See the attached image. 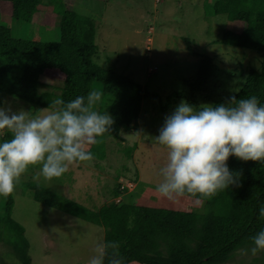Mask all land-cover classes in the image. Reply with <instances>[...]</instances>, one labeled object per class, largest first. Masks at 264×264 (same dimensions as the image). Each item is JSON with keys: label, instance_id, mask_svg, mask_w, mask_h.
Segmentation results:
<instances>
[{"label": "rangeland", "instance_id": "1", "mask_svg": "<svg viewBox=\"0 0 264 264\" xmlns=\"http://www.w3.org/2000/svg\"><path fill=\"white\" fill-rule=\"evenodd\" d=\"M212 1L63 0L69 10L96 23L98 53L94 63L128 77L151 96L142 102L137 129L123 128L118 138L106 139L103 160L74 162L65 174L50 181L39 176V165L29 167L22 174L13 191L12 218L24 228L32 264H87L96 245L103 240V229L42 207L33 200L25 184L37 183L95 212L121 199L137 206L212 213L211 202L182 196L169 200L155 191L160 182L159 169L167 161V149L154 138L181 100L172 111L163 113L153 97L164 101L174 92L183 93L185 97L189 95V84L195 78L200 57L190 54L186 40L195 53L210 57L215 65L214 76L205 86L203 95L196 99L199 105H212L214 101L232 96L241 88L244 75L260 65L257 52L219 43L224 33H238L244 25L229 21L226 15L213 14ZM0 7V24L10 29L14 39L42 43L59 41L58 17L51 7L39 6L28 25L12 20L9 3ZM57 77L59 79L41 78L44 85L41 91L62 87V79ZM91 90L102 92L98 83ZM3 102L14 111L45 109L7 95ZM100 107L101 102L94 106L95 110ZM5 137L6 133L0 135V139ZM127 182L133 184L132 190L119 192L116 198V190ZM242 250L222 264H262L260 258L264 251L253 256ZM11 255L12 247L6 240H0V264H19Z\"/></svg>", "mask_w": 264, "mask_h": 264}, {"label": "trees", "instance_id": "2", "mask_svg": "<svg viewBox=\"0 0 264 264\" xmlns=\"http://www.w3.org/2000/svg\"><path fill=\"white\" fill-rule=\"evenodd\" d=\"M3 3L10 4L11 18L19 25L30 24L39 6L51 7L58 17L59 41L17 40L5 24H0V101L7 95L47 108L57 96L67 102L86 96L95 83L100 84L103 95L97 111L110 113L114 123L90 150L94 159L103 160L106 139L118 138L123 128L137 129L142 102L151 95L128 77L94 63L98 53L96 23L69 10L63 0H0V5ZM212 13L226 15L229 21L244 25L238 33H224L220 44L254 51L260 56L258 68H251L244 75L241 88L232 96L239 99L255 95L264 103V0H214ZM186 42L190 54L200 57L195 78L189 84L187 97L174 92L162 101L153 96L163 113L172 111L180 100L199 106L196 99L203 95L215 74L212 59L198 55ZM46 76H60L62 87L41 91V78ZM230 97L212 105L226 103ZM7 138L8 133L4 139ZM228 167L240 173L239 186L214 195L182 196L211 202L210 214L137 206L121 199L95 212L37 183L24 187L31 190L33 200L42 207L102 228L103 240L119 242L126 264H222L236 251L250 248L251 237L264 228V218L258 214L259 207L264 205V163L229 157ZM115 197H119L117 190ZM0 199V240L12 247L11 257L19 264H32L24 228L12 218L13 192ZM260 261L264 264V253Z\"/></svg>", "mask_w": 264, "mask_h": 264}, {"label": "clouds", "instance_id": "3", "mask_svg": "<svg viewBox=\"0 0 264 264\" xmlns=\"http://www.w3.org/2000/svg\"><path fill=\"white\" fill-rule=\"evenodd\" d=\"M102 95L91 90L67 102L57 96L47 108L35 111H14L0 101V135L10 134L0 139V196L12 193L31 166L39 165V176L50 181L74 162L93 160L91 146L114 123L110 113L94 108ZM154 139L167 149L156 192L169 200L214 195L239 186L240 173L229 169V157L264 163V103L255 95L232 96L217 105L181 100ZM258 214L264 218V205ZM251 241L242 250L245 254L264 251V228ZM119 248L118 241L102 240L87 264H126Z\"/></svg>", "mask_w": 264, "mask_h": 264}, {"label": "built area", "instance_id": "4", "mask_svg": "<svg viewBox=\"0 0 264 264\" xmlns=\"http://www.w3.org/2000/svg\"><path fill=\"white\" fill-rule=\"evenodd\" d=\"M133 188V184L130 183V182H127L126 184L124 185H120L119 187V192L123 193L125 190H132ZM120 200V199H119ZM117 200V202L119 201Z\"/></svg>", "mask_w": 264, "mask_h": 264}]
</instances>
